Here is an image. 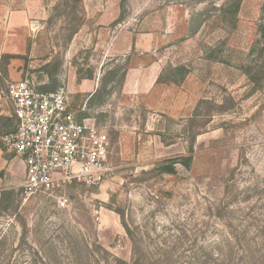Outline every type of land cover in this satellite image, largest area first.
<instances>
[{"label": "rangeland", "instance_id": "374dc122", "mask_svg": "<svg viewBox=\"0 0 264 264\" xmlns=\"http://www.w3.org/2000/svg\"><path fill=\"white\" fill-rule=\"evenodd\" d=\"M263 19L264 0H0L4 89L67 87L114 167L53 195L26 196L12 175L0 264H264V90L244 70ZM192 149L190 168L163 171Z\"/></svg>", "mask_w": 264, "mask_h": 264}, {"label": "built area", "instance_id": "2783aa9c", "mask_svg": "<svg viewBox=\"0 0 264 264\" xmlns=\"http://www.w3.org/2000/svg\"><path fill=\"white\" fill-rule=\"evenodd\" d=\"M2 94L16 119L15 131L3 142L22 161L26 196L53 195L72 185L97 188L114 173L110 137L93 119L79 117L67 87L46 93L20 79ZM60 202L67 205L69 199Z\"/></svg>", "mask_w": 264, "mask_h": 264}, {"label": "trees", "instance_id": "16d2710c", "mask_svg": "<svg viewBox=\"0 0 264 264\" xmlns=\"http://www.w3.org/2000/svg\"><path fill=\"white\" fill-rule=\"evenodd\" d=\"M238 11H239V3H238L237 8L234 12L235 16L237 15ZM256 55H258V59L260 60V62H258L255 65L246 66V67H244V70H245V74L247 75L249 81L253 84L254 89L264 90V19L262 20V22L259 25V39L252 46L250 53H249L250 57L256 56ZM5 58L6 59H17V58H19V56L11 55V54L4 55L2 57V61ZM178 70H179V68L177 69V71ZM2 84H3V81H2ZM41 91L46 92V93L53 92L52 90H49L46 88L41 89ZM2 121H6V125L3 128L5 130H7L6 133H11V132L15 131V129H16L15 117H13V116L12 117H0V122H2ZM193 152L194 151L192 149L190 155L184 156L183 158H181L180 162L170 161V162L166 163L163 166V171L167 172V174H173V172H175V169H174L175 164H177V163L182 164L187 169L190 168L192 161H193V154H192ZM233 177H234V175H233ZM232 186H234V184L230 185V183H229L227 185L226 189L229 190ZM230 213H233V212L227 213V215L232 217V218L229 217V219H228L229 222H231V225H229V226L231 228H233L235 225H232V222H234V220H235L240 226L244 227V223H243L244 221L235 218V215L237 214V212H234V218L232 216L233 214L230 215ZM125 227H126L128 233L131 234L129 227L126 224H125ZM238 230H239V228L236 226L233 229V236L236 240H238V239H237V237H235V234L238 232Z\"/></svg>", "mask_w": 264, "mask_h": 264}, {"label": "crops", "instance_id": "0c3cea01", "mask_svg": "<svg viewBox=\"0 0 264 264\" xmlns=\"http://www.w3.org/2000/svg\"><path fill=\"white\" fill-rule=\"evenodd\" d=\"M3 40H6V34H4ZM10 53H7V54L9 55ZM2 81H3V70H2L1 58H0V101L3 100L2 91L4 87H3ZM16 166L19 167V171L18 169H14V167ZM2 171H6L8 174L4 177L0 176V189L3 188V186H7L11 184L12 175L14 174L19 175V173L23 175L25 174L22 161L18 157L17 158L15 157L12 160L7 159L4 155L3 150L0 149V173Z\"/></svg>", "mask_w": 264, "mask_h": 264}]
</instances>
